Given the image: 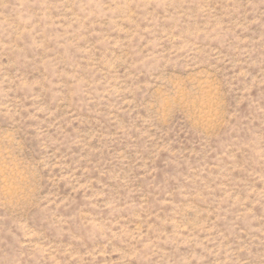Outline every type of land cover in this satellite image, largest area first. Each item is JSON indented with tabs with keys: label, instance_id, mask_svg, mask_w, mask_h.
Segmentation results:
<instances>
[{
	"label": "rangeland",
	"instance_id": "rangeland-1",
	"mask_svg": "<svg viewBox=\"0 0 264 264\" xmlns=\"http://www.w3.org/2000/svg\"><path fill=\"white\" fill-rule=\"evenodd\" d=\"M0 264H264V0H0Z\"/></svg>",
	"mask_w": 264,
	"mask_h": 264
}]
</instances>
